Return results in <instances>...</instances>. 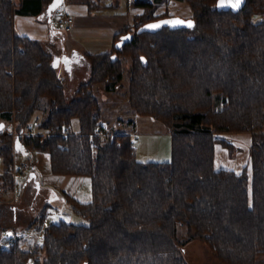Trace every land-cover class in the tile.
Wrapping results in <instances>:
<instances>
[{
    "label": "trees",
    "instance_id": "16d2710c",
    "mask_svg": "<svg viewBox=\"0 0 264 264\" xmlns=\"http://www.w3.org/2000/svg\"><path fill=\"white\" fill-rule=\"evenodd\" d=\"M54 1L21 0L16 7L0 0V117L6 125L15 115L21 133L40 117L37 134L18 141L30 156L47 152L53 174L91 179V201L68 199L89 224L51 223L41 247H22L8 227L17 217L8 199L18 141L4 128L0 264H188L185 247L196 239L222 264H264V0H247L237 13L218 10V0H181L194 29L142 34V26L175 15L157 14L153 2L136 0L145 12L115 35L111 51L84 56L90 77L71 101L54 54L15 30L17 14L39 16ZM74 1L90 10L99 6ZM128 33L133 40L117 48ZM128 57L129 104L170 130V162L139 161L132 135L111 133L102 124L95 86L117 90ZM244 133L252 137L250 167L217 168L218 148L233 156L232 140ZM45 218L42 213V224Z\"/></svg>",
    "mask_w": 264,
    "mask_h": 264
},
{
    "label": "rangeland",
    "instance_id": "374dc122",
    "mask_svg": "<svg viewBox=\"0 0 264 264\" xmlns=\"http://www.w3.org/2000/svg\"><path fill=\"white\" fill-rule=\"evenodd\" d=\"M21 0H12L13 5L18 7ZM79 2L74 0H66L65 3L57 10L51 21L39 16L17 14L15 17V28L17 34L22 32H32L31 39L40 40L44 43L46 49L52 52L57 61L58 68L62 77L66 80L67 98L69 101L77 97V90L82 83L89 80L90 77V62L84 57L88 53H104L112 50L113 37L100 34H90L91 30L84 29L78 35L73 31H66L65 25L59 21L67 19L68 7L76 5ZM187 6V5H186ZM165 13L174 14L183 18H189L192 12L181 7H173ZM105 13V11H103ZM102 12V13H103ZM162 13V14H165ZM72 16L76 17L74 12ZM262 18L258 17L257 20ZM50 33H54V40L48 39L45 35V28ZM53 29V30H52ZM72 58V63L67 64L63 61L64 57ZM132 59L124 58L123 61V81L119 88L115 91H107L105 84L100 83L95 86L96 96L99 98L103 108L102 124L111 133L129 131L135 129L132 139L135 145L137 158L141 162H170L172 160L173 136L170 130L161 121L153 117L139 115L129 104V90L131 87V75L133 63ZM39 115V113H37ZM15 117V115H14ZM38 117V116H37ZM35 120V119H34ZM15 122L18 125L15 117ZM2 119L0 117V131L2 130ZM74 129L79 130V123L75 121ZM10 134L11 131L7 130ZM19 131V130H18ZM27 131L23 133V136ZM38 132V131H37ZM37 134V133H36ZM13 136V135H12ZM20 137L15 139L18 141ZM2 138L0 136V144ZM236 144L235 154L237 156L243 152L245 144L237 137L232 140ZM16 166L20 167L23 162L33 163V158L27 154L21 142L16 144ZM39 153V152H35ZM41 155L47 157V152H40ZM46 158L44 165L46 169L38 174V178L34 177V171H29L26 174H17L15 178V189L9 197L16 209V220L9 222V228L14 231V237L20 239L24 249L33 251L37 246L41 247L44 243L45 228L51 223L66 221L78 225L89 224L88 220L75 212L72 205L68 202L69 196L64 199L63 196L52 200L49 203V198L52 190L56 189L53 185H47L42 190L39 184H43V173L50 172V167ZM3 165L0 161V171ZM15 174V173H14ZM84 182L80 187L77 198L82 202H89L92 199V185L89 177L84 178ZM58 193H62L58 188ZM42 213L46 214V220L42 224L40 222ZM11 231V232H12ZM6 244V243H5ZM3 244V245H5ZM9 246V244H8ZM7 246V247H8ZM44 258V254L39 256ZM185 257L188 264H222L209 246L200 239H196L185 247Z\"/></svg>",
    "mask_w": 264,
    "mask_h": 264
},
{
    "label": "crops",
    "instance_id": "0c3cea01",
    "mask_svg": "<svg viewBox=\"0 0 264 264\" xmlns=\"http://www.w3.org/2000/svg\"><path fill=\"white\" fill-rule=\"evenodd\" d=\"M66 0H63V3L60 6H57L56 8L49 9L46 7L43 14L39 15V18H44L46 20L52 19V17L55 15L57 10L65 3ZM98 1L97 3L99 6L94 8L93 10H90V7L88 4L85 3H78L76 5H70L68 7V14L66 17L73 18L74 21L69 24L70 31H74L75 35H78L81 31H83L85 28L90 29V34L99 35V33L103 35H107L109 37L115 38V35L125 26L130 25L133 23L134 17L137 14H141L145 12V7L142 6H136L134 2L136 0H95ZM150 2H153L156 7V13L162 14L165 13L168 10H174L171 9L173 7H181L183 9H188L186 4L181 0H147ZM21 3V2H20ZM189 10V9H188ZM105 11V13L103 12ZM72 12L76 14V17L72 16ZM103 12V13H102ZM21 15H30V14H21ZM32 16H38L31 14ZM45 28V35L50 40H54V33L48 32V30ZM16 30V28H15ZM53 30V29H52ZM98 30L99 33H97ZM69 31V32H70ZM32 32H22L21 36L30 37ZM81 34V33H80ZM35 40L34 38H32ZM40 41V40H39ZM114 43V40H113ZM80 58L84 59V56H80ZM57 61L55 60V64L57 65ZM63 61L67 64L72 63V58H67V55L64 57ZM135 129H131L129 131H122L124 133H128L133 135L135 133ZM242 143L245 144V148L243 152H240L237 156L232 157L229 153V151L223 147H219L217 150L216 155V166L217 168H230L234 169L238 172H241L246 166L250 167V146L252 143V137L249 133H244L236 136ZM42 153H33L32 160L36 163L34 168L31 171H34L35 175L34 177L38 178V174L44 171L45 168V160L48 159L50 172L43 173V184H39L40 188L44 190V187L47 185H53L54 188L60 189L62 193H58L56 189L52 190V193L49 198V203L59 197H62L66 199L65 197L67 195L72 197H77L78 192L80 190L81 185L84 182L83 176H61V175H55L51 172V163H50V155L49 157L45 155H41ZM25 163V162H23ZM21 167V166H20ZM18 167V168H20ZM3 170V169H2ZM1 170V171H2ZM38 173V174H37ZM67 200V199H66Z\"/></svg>",
    "mask_w": 264,
    "mask_h": 264
},
{
    "label": "water",
    "instance_id": "95a60500",
    "mask_svg": "<svg viewBox=\"0 0 264 264\" xmlns=\"http://www.w3.org/2000/svg\"><path fill=\"white\" fill-rule=\"evenodd\" d=\"M63 3V0H55L53 4L49 6V9L56 8L57 6H60ZM247 4V0H239V3H236V0H218L217 7L218 10L222 11H229L232 10L233 12H239L241 11ZM191 24V26H189ZM196 26V21L194 19H186L180 16H170L166 18L159 19L157 21H154L150 24L142 26L138 33L142 34L145 32H151V33H157L158 31L163 30L164 28H169L171 30H180L183 28L186 29H194ZM133 40V34L128 33L121 37L120 41L116 44L117 48H121L124 46L127 42H131ZM143 61H145V65L148 64L146 62L145 58H143ZM5 128V123H2V129ZM12 233L10 232L9 235Z\"/></svg>",
    "mask_w": 264,
    "mask_h": 264
},
{
    "label": "built area",
    "instance_id": "2783aa9c",
    "mask_svg": "<svg viewBox=\"0 0 264 264\" xmlns=\"http://www.w3.org/2000/svg\"><path fill=\"white\" fill-rule=\"evenodd\" d=\"M73 21H74L73 18L67 17V19H65V20H62L61 19L59 21V23L65 25L66 31H70L71 28H70L69 24H71ZM40 122H41L40 117L39 116L36 117L35 120L33 121L32 125H31V127L28 129V131L25 134H27V135H29V134H36L37 133L36 132V129L39 126ZM6 130L11 131V133H12V135H13V137L15 139H17L18 137L23 136V133H21L20 131H18V125L15 122V117H13V120L12 121H9L6 124ZM68 134H69V132L65 131V135H68ZM98 134L99 135H105L104 129H100L98 131ZM217 139H218V137H217ZM132 145L134 146V143ZM35 165H36L35 162H33V163H23L20 168H15L14 169V173H15V175H17L19 173L20 174H26L30 170H32ZM7 246H8V243H6L5 245H3L2 248L5 249V248H7Z\"/></svg>",
    "mask_w": 264,
    "mask_h": 264
},
{
    "label": "snow or ice",
    "instance_id": "6c2138e0",
    "mask_svg": "<svg viewBox=\"0 0 264 264\" xmlns=\"http://www.w3.org/2000/svg\"><path fill=\"white\" fill-rule=\"evenodd\" d=\"M236 3L238 4L239 3V0H236ZM189 26H191V24H189Z\"/></svg>",
    "mask_w": 264,
    "mask_h": 264
}]
</instances>
